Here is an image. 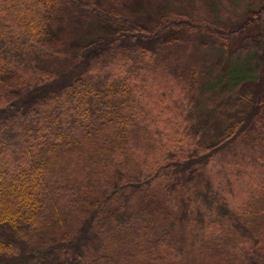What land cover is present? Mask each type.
Returning a JSON list of instances; mask_svg holds the SVG:
<instances>
[{
  "label": "trees",
  "instance_id": "obj_1",
  "mask_svg": "<svg viewBox=\"0 0 264 264\" xmlns=\"http://www.w3.org/2000/svg\"><path fill=\"white\" fill-rule=\"evenodd\" d=\"M125 1L0 0V264H264V188L236 204L211 176L238 142L264 154V66L253 93L238 90L235 109L219 103L192 134L164 119L168 105L214 99L208 66L173 55L183 33L228 49L264 27V0L237 25L162 13L151 27ZM94 25L104 31L78 42ZM157 73L181 100L154 98Z\"/></svg>",
  "mask_w": 264,
  "mask_h": 264
},
{
  "label": "rangeland",
  "instance_id": "obj_2",
  "mask_svg": "<svg viewBox=\"0 0 264 264\" xmlns=\"http://www.w3.org/2000/svg\"><path fill=\"white\" fill-rule=\"evenodd\" d=\"M106 6L113 4V0H99ZM260 0H126L119 8L125 10L133 19L146 26H156L162 13L180 14L177 19H193L197 22L202 20L217 19L223 23L237 25L246 18V14L257 9ZM256 11V10H255ZM254 11V12H255ZM200 19V20H199ZM77 29V41L84 43L87 40L98 36L104 29L100 26H90ZM264 27L261 23L254 24L246 36L240 37L231 42L228 49L220 47L218 40L205 33L184 32V43L173 49V55H185V68L193 65L208 66L211 77L204 81V92L207 96L214 99H200L194 106L174 107L170 106L165 111V121L169 117L175 126H166L168 132L177 137H182L193 132V126L200 120L214 118L213 112L219 105H227L226 108L231 111L235 109L239 102L237 101L238 90L245 91L247 94L253 93L260 84V73L264 66V39H260V33ZM264 33V32H263ZM254 43L256 45H253ZM189 46V49L186 48ZM242 70L244 79L237 81L234 72ZM230 77V78H229ZM152 93L154 98L162 91H172L174 98L181 100L182 86L176 82L172 76L157 73L151 76ZM220 83L221 88L215 84ZM229 86H232L228 89ZM227 87V88H226ZM212 88V89H209ZM221 89L224 93H230V101L220 102L229 99L227 95H218ZM215 94V95H212ZM206 97V96H203ZM164 104H171L170 98L162 100ZM187 104V102H186ZM228 121H222L220 117L216 125L225 126ZM209 130L213 134L217 133V127L210 124ZM221 126V127H222ZM223 128V127H222ZM220 130V128H219ZM195 135V134H194ZM191 138V135L189 136ZM245 138V137H244ZM252 147L246 142H238L235 146L223 152L218 159L212 162L211 176L215 182L229 181L234 192L232 199L236 204L243 203L248 199V190H254L260 193V188H264V154L260 148ZM234 204V202H233Z\"/></svg>",
  "mask_w": 264,
  "mask_h": 264
}]
</instances>
